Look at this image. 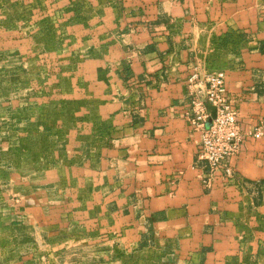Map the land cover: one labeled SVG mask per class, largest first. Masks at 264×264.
<instances>
[{
    "label": "crops",
    "instance_id": "1",
    "mask_svg": "<svg viewBox=\"0 0 264 264\" xmlns=\"http://www.w3.org/2000/svg\"><path fill=\"white\" fill-rule=\"evenodd\" d=\"M55 2L82 121L38 179L57 189L22 191L4 264H264V0ZM218 73L246 136L212 176L193 101Z\"/></svg>",
    "mask_w": 264,
    "mask_h": 264
},
{
    "label": "rangeland",
    "instance_id": "2",
    "mask_svg": "<svg viewBox=\"0 0 264 264\" xmlns=\"http://www.w3.org/2000/svg\"><path fill=\"white\" fill-rule=\"evenodd\" d=\"M54 2L0 0V264L14 253L18 255L8 240L21 233L16 222L22 219L23 192L38 186L57 189L51 177L49 182L38 179L59 163L68 162V129L81 120L71 115L83 99L79 95L80 99L66 100L71 93V70L57 63V55L70 43L54 24ZM73 61L81 63L82 55ZM58 108L60 116L56 115ZM78 139L83 140L81 135ZM10 193L13 215L5 210ZM11 217L16 222L9 230L6 224ZM15 242L21 243V238ZM26 252L29 258L34 255L32 249Z\"/></svg>",
    "mask_w": 264,
    "mask_h": 264
},
{
    "label": "built area",
    "instance_id": "3",
    "mask_svg": "<svg viewBox=\"0 0 264 264\" xmlns=\"http://www.w3.org/2000/svg\"><path fill=\"white\" fill-rule=\"evenodd\" d=\"M206 82L207 102L217 108V116L208 127L212 115L206 102L199 98L193 101L194 124L201 133L199 158L206 163L210 175H216L221 169L227 175H232L231 168L225 167V162L238 153L246 134L241 129L238 112L227 103L224 73L208 75ZM252 135L260 138L263 127L258 126Z\"/></svg>",
    "mask_w": 264,
    "mask_h": 264
},
{
    "label": "water",
    "instance_id": "4",
    "mask_svg": "<svg viewBox=\"0 0 264 264\" xmlns=\"http://www.w3.org/2000/svg\"><path fill=\"white\" fill-rule=\"evenodd\" d=\"M207 107H208V109H209V111L211 112V115H212V118L208 122V127H210L212 122H213V119H215L216 116H217V108L215 106H213L212 104H210V103L207 104Z\"/></svg>",
    "mask_w": 264,
    "mask_h": 264
}]
</instances>
